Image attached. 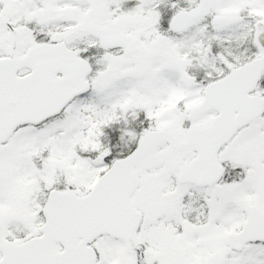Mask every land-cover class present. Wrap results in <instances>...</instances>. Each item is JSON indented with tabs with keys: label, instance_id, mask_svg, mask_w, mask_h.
Instances as JSON below:
<instances>
[{
	"label": "snow or ice",
	"instance_id": "1",
	"mask_svg": "<svg viewBox=\"0 0 264 264\" xmlns=\"http://www.w3.org/2000/svg\"><path fill=\"white\" fill-rule=\"evenodd\" d=\"M0 264H264V0H0Z\"/></svg>",
	"mask_w": 264,
	"mask_h": 264
}]
</instances>
